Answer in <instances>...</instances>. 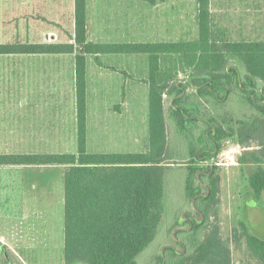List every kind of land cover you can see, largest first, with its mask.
Returning <instances> with one entry per match:
<instances>
[{
  "label": "trees",
  "instance_id": "16d2710c",
  "mask_svg": "<svg viewBox=\"0 0 264 264\" xmlns=\"http://www.w3.org/2000/svg\"><path fill=\"white\" fill-rule=\"evenodd\" d=\"M195 1L198 38L194 41L90 42L86 0H75L71 43L0 45V55H74L76 153L0 155V166L64 167V264H139L138 259L153 243L165 212V179L173 171L168 153L169 127L181 141L192 136L188 158L179 163L186 169L185 193L191 203L200 193L196 187L202 168L199 163L211 160L220 141L232 134L244 148L256 143L257 148L245 154L257 165L247 181L254 199L263 198L264 203V41L220 40L211 25L210 0ZM104 54L147 56L148 142L144 152L87 151L86 55ZM163 59L168 68L162 66ZM181 73L187 74L188 82L179 79ZM234 82L241 102H246L251 110L241 118L231 117L229 111ZM189 89H194L195 94H189ZM216 181L215 175L208 196L196 197L195 205L202 211L204 221L195 222L190 231L178 235L186 246L185 253L167 249L165 257L159 255L158 264H230L228 245L217 229L207 230ZM241 237L250 257L257 264H264V240L246 230ZM234 238L238 243L240 236L236 232ZM0 264L22 263L0 243Z\"/></svg>",
  "mask_w": 264,
  "mask_h": 264
},
{
  "label": "rangeland",
  "instance_id": "374dc122",
  "mask_svg": "<svg viewBox=\"0 0 264 264\" xmlns=\"http://www.w3.org/2000/svg\"><path fill=\"white\" fill-rule=\"evenodd\" d=\"M116 1L119 2L118 12L123 14L119 18L122 19L120 22H126L130 19V13L138 11L137 29L131 30L129 24L123 23L115 30L91 29L87 32L90 42L167 43L189 42L198 38L195 0ZM153 8H161L171 13V24L168 29L155 30L149 24L148 12ZM209 9L212 28L220 40L264 41V0H210ZM71 34H73L71 30H60L58 41L71 43ZM44 39L45 34L42 36V40ZM101 63L102 68L96 65L92 58L88 64L87 151L144 152L148 142L147 56L105 55L101 57ZM70 64L65 63L69 70L64 66L65 72H60L59 94L51 93L50 88L45 87L38 79L32 80L33 92L28 94L29 105L26 113L28 130L30 125L34 133H45L50 131V122L53 125L55 122L59 135H54V141L46 140L42 135L39 137L42 141L39 142L28 139L26 144H8L12 153H76V111L75 100L72 99ZM162 66L169 67L164 59ZM98 67L102 71H98ZM178 77L181 81L188 82L187 74L181 73ZM189 94H195L194 89H189ZM32 98L37 99L36 102ZM240 99L239 90L234 82L228 101L233 118H241L251 113L246 102H241ZM166 101L167 98H165L167 111ZM15 112L17 114V111ZM11 114L15 115L14 112ZM168 130L170 142L168 153L173 171L168 172L165 179V212L157 235L138 259L139 264H158L161 249L174 244L171 240L172 233L177 226L184 224L181 215L185 211H193L191 199L185 193L186 169L179 165L188 158V146L192 136L181 141L173 128L169 127ZM56 139L58 141H55ZM256 148V143H251L249 148L242 147L237 143L236 135L232 134L220 141L216 155L204 163L205 165L211 163L214 166L217 178L214 202L208 209L207 230L217 229L221 240L228 245L230 264H257L249 255L244 237H241L243 230L264 240L263 198L259 201L254 199L247 181L257 165L245 154L248 150ZM52 170V173L45 171L39 173L35 169H27V183L22 182L21 186L17 181L15 185L20 188L11 192L10 202L3 204L0 201V222L4 221L0 223L3 225L0 226V235L7 236V239L12 238L11 235L19 234L20 218L22 220L27 218L26 220L30 221L29 227L31 221L35 219L37 228L35 232L42 245L37 248L17 249L20 254L16 256L22 264H64V173L63 167L60 166ZM196 187L200 193H204L199 189L197 182ZM14 201L18 202V206L14 205ZM21 201L25 205L19 206ZM235 232L236 236H240L238 243L234 241Z\"/></svg>",
  "mask_w": 264,
  "mask_h": 264
},
{
  "label": "crops",
  "instance_id": "0c3cea01",
  "mask_svg": "<svg viewBox=\"0 0 264 264\" xmlns=\"http://www.w3.org/2000/svg\"><path fill=\"white\" fill-rule=\"evenodd\" d=\"M116 0H86V28L104 31L115 30L120 23L129 24L130 29H137L139 23L137 10L130 13V19L120 22L123 16L118 12ZM75 0H0V45H57L58 32L60 30H71L75 28ZM134 15V16H133ZM148 22L155 30L168 29L171 24V13L161 8H153L148 12ZM45 34V39L42 36ZM73 34H71V37ZM89 41V40H88ZM165 43V42H158ZM101 44V43H100ZM102 44H138L124 42H102ZM105 55L125 54H104L98 57L86 55V95L88 100L89 92V59L94 60L96 65L102 68L101 57ZM138 54H130V56ZM92 57V58H91ZM70 64L72 81V99L75 100L74 90V55L60 54H8L0 55V155L2 154H37L18 152L12 153L8 144H26L29 141H42L40 136L46 140L54 141V135L58 136L57 123L50 122V131L45 133H34L28 130L27 106L28 94L33 90L32 80L38 79L45 87L50 88L51 93L59 94L60 72H65V63ZM61 65V66H60ZM69 70V66H65ZM98 71H102L99 69ZM46 90V89H44ZM36 91V90H35ZM37 93V91H36ZM33 99V98H32ZM34 100V99H33ZM37 100V99H36ZM36 100H34L36 102ZM17 111V114L16 112ZM12 112L15 115L11 114ZM56 124V125H55ZM53 132H56L53 134ZM55 141H58L56 139ZM7 144V145H6ZM20 147V146H19ZM25 148V146H24ZM58 154V153H44ZM59 166H0V201L3 204L10 202L9 195L27 180V169L45 171L52 173V168ZM62 167V166H60ZM43 169V170H41ZM65 169L63 167V173ZM34 173V172H32ZM41 173V172H39ZM38 173V174H39ZM44 173V172H43ZM22 176V181H21ZM23 182V183H22ZM27 183V182H26ZM20 188V187H19ZM18 188V190H19ZM36 188V185H34ZM10 192V193H9ZM64 195V187H63ZM18 202L14 201V205ZM20 205H25L23 201ZM64 218V211H63ZM21 219V230L19 234L7 239V236L0 235V243L6 246L13 254L19 256L17 249L37 248L42 244L36 234L35 219L31 221ZM23 221V223H22ZM4 221L0 222L3 223ZM0 226H3L0 224ZM33 228V230H32ZM51 235V234H50ZM23 238V239H22ZM11 240V241H10ZM63 243H64V219H63Z\"/></svg>",
  "mask_w": 264,
  "mask_h": 264
},
{
  "label": "flooded vegetation",
  "instance_id": "af4514ba",
  "mask_svg": "<svg viewBox=\"0 0 264 264\" xmlns=\"http://www.w3.org/2000/svg\"><path fill=\"white\" fill-rule=\"evenodd\" d=\"M210 160L201 161L199 163V166L202 167L197 174V183L200 189L204 191V193H199L198 195H203V197L208 196L210 193V184L214 176L216 175L215 168L210 163L208 165H205L204 163L209 162ZM208 169V170H207ZM207 190H209V193H207ZM197 195V196H198ZM196 201V200H195ZM184 213V212H183ZM185 217L182 216L183 219V225L177 226L176 229L172 233L171 240L173 241V245H166L161 249L160 255L165 257V253L167 252V249H171L175 253L184 254L186 251V246L181 238H179V233L181 231L187 230L190 231L193 228L194 223H201L204 221V215L199 207L196 206L195 210L193 209L192 212L185 211ZM203 215V218L201 220H198L200 218V215ZM187 225V227L185 226ZM179 248V249H177Z\"/></svg>",
  "mask_w": 264,
  "mask_h": 264
},
{
  "label": "water",
  "instance_id": "95a60500",
  "mask_svg": "<svg viewBox=\"0 0 264 264\" xmlns=\"http://www.w3.org/2000/svg\"><path fill=\"white\" fill-rule=\"evenodd\" d=\"M208 193H209V190H207V193H206V194H208ZM196 197H197V196H195V197L193 198L192 203H191V206H192V208H193L194 210H195V208H196V205H195ZM182 216L185 217V213H183ZM202 218H203V215L201 214V215H200V218H199L198 220H201Z\"/></svg>",
  "mask_w": 264,
  "mask_h": 264
}]
</instances>
